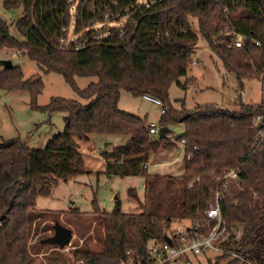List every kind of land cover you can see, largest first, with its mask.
<instances>
[{"label":"trees","instance_id":"obj_1","mask_svg":"<svg viewBox=\"0 0 264 264\" xmlns=\"http://www.w3.org/2000/svg\"><path fill=\"white\" fill-rule=\"evenodd\" d=\"M0 6L13 15L11 19L0 16V50L20 53L44 74L61 75L83 101L52 98L39 107L35 102L43 82L25 80L21 67L13 62L9 69L0 66V91L25 90L34 108L66 115L63 130L56 131L42 149L28 148L20 139L0 143V216H5L0 222V264H31L26 243L34 233L32 225L48 215L34 211L36 198L47 196L58 180L84 173L79 144L89 142L93 134L126 138L119 146L107 143L111 149L100 151L99 157L107 177H141L143 198L134 189L127 191L137 201L139 213H123L118 200L108 212L94 205V217L104 228L97 238L101 248L94 251L84 244L75 252L77 260L152 264L148 249L167 244L165 237L171 241L173 234L166 231L173 221L189 222L206 234L204 213L214 203L217 177L227 168H236L238 179L221 190L223 220L229 230L243 231L241 239L232 242L233 251L245 253L249 264H264V140L256 150L252 147L259 130L253 120L264 113L263 104L238 103L230 109L205 104L190 110L182 101H177L182 103L176 109L168 99L172 84L187 89L199 39L224 73L235 77L240 90L244 81H264V0H164L134 9L130 0H80L74 7L68 0H0ZM91 19L100 29L108 28L110 36L85 49L75 50L73 42L64 50L58 48V39L67 35L62 29L70 31L73 24L74 34L86 31L83 39L89 35ZM226 30L243 36L240 48L222 44ZM75 78L96 81L79 90ZM121 91L159 100V128L181 125V135L151 136L150 123L118 108ZM177 148L184 162L180 175L148 173L151 155ZM51 225L41 229L42 235L52 230ZM206 264L242 263L224 254L207 259Z\"/></svg>","mask_w":264,"mask_h":264},{"label":"rangeland","instance_id":"obj_2","mask_svg":"<svg viewBox=\"0 0 264 264\" xmlns=\"http://www.w3.org/2000/svg\"><path fill=\"white\" fill-rule=\"evenodd\" d=\"M80 0H71V5L78 6ZM82 4L81 6H83ZM91 8V4H90ZM1 10V6H0ZM71 17H74V10H71ZM77 14V13H76ZM13 16V15H12ZM196 22V21H194ZM194 29H195V23ZM223 45H229V40ZM199 49L191 58L189 73L186 78L188 82L185 91L172 84L168 91V99L173 107L179 109L180 103H184L187 109L195 106L212 104L223 108H236L238 103L256 106L263 104L264 107V81L252 80L242 82L243 88H238L235 77L225 74L219 60L207 48L204 40L199 39ZM11 54L5 50H0V60H9ZM11 62L19 65L24 75V79H37L43 82V90L37 96L36 105L43 107L52 98H63L66 100H77L83 103L76 92L57 73L44 74L39 67L25 56L12 57ZM192 62H196L193 64ZM77 89L83 90L90 83L96 81L95 78H75ZM184 82L185 78H181ZM177 101H182L177 103ZM118 108L121 111L135 115L144 119L147 123H158L161 115V108L152 103L144 101L141 97H134L126 91H121ZM63 112L49 113L33 107L30 94L25 90L0 91V143L11 139L25 141L28 148L42 149L54 135L64 128ZM258 118V117H257ZM171 134L175 137L181 135L183 127L181 125L169 126ZM123 136H102L90 135L87 143H80L79 149L84 159V173L77 177L69 178L67 181L58 180L53 185L47 196H38L34 206L36 213L44 212L48 215L42 217V221L35 222L32 230L36 229L40 234L35 233V238L26 243V251L48 255L50 246L39 244L40 239L48 238L53 234V230H46L42 235L41 229L52 224L56 217L59 224L72 231L71 247H76V251L88 244L89 249L100 250L101 244L97 238H101L104 232L98 217H94V205L101 211H111L114 202L118 200L123 213H139L138 203L135 198L130 197L128 190L134 189L140 200L143 198V179L141 177H107L104 173L103 160L99 157L102 150H110L107 143L112 146H119L125 141ZM180 148L167 151H159L154 156L151 155L148 163V173L162 176H178L183 170L184 162L179 155ZM178 158V160H177ZM177 160V161H176ZM38 224V225H37ZM53 225V224H52ZM51 225V226H52ZM189 222L173 221L169 225L167 234H173L179 228H187ZM42 237V238H41ZM33 241V245L30 242ZM36 241V242H35ZM30 246V249H29ZM72 250V249H71ZM62 253H52L48 255V264H75L70 258H76L74 250ZM30 258L31 264H43L37 258ZM46 258V257H44ZM213 253L206 256H189L186 262L177 264H206L207 259H214ZM54 261H53V260Z\"/></svg>","mask_w":264,"mask_h":264},{"label":"built area","instance_id":"obj_3","mask_svg":"<svg viewBox=\"0 0 264 264\" xmlns=\"http://www.w3.org/2000/svg\"><path fill=\"white\" fill-rule=\"evenodd\" d=\"M70 1L71 0H68V3L71 5ZM157 1L164 0H130L131 9H134L135 7L139 8L141 6L148 8L150 5L155 4ZM113 4L117 6L118 2L113 1ZM128 9L125 10L126 14L129 12ZM95 10L96 8L94 3H91V11L95 12ZM0 16L5 19H11L12 17L11 12H4L2 10H0ZM117 16L119 17V15ZM108 17V14H106L104 17L105 20H107ZM93 20L94 19L90 20V23L92 25L88 30L89 35L84 37L83 39L80 38L86 33V31H82L78 35L74 34L73 24L70 27V31L62 29V33H66L67 35L62 36L58 39V48L60 50H64L66 49V46L69 44V42H73L75 43V50L85 49L91 45L99 43L102 38H108L110 36V30L104 27L100 29V26L98 24H94ZM122 36L123 32L120 33V38ZM222 36L226 40L225 43L229 40V45H226L227 47L240 48L243 45V36L234 31L226 30ZM256 45H258V43H256ZM6 53L11 54L10 58L19 57L21 55L18 52L12 51H6ZM192 63L196 64V62ZM141 98L142 100L152 103L156 106H161L160 101L153 98L152 96L143 95ZM253 124L255 126H259V130L257 131L255 139L252 143L253 149L256 150L264 140V113H262V115L258 118L254 119ZM158 132V123H150L149 134L156 137L158 136ZM167 136L170 139L174 138V135H172L171 133ZM179 147L183 152L182 143L179 144ZM190 158L191 156H187V160H189ZM238 175L239 172L236 168H227L221 173V175L217 177L219 185L215 191L214 203L204 213L207 222L204 227H207V233H203L198 226L193 227L189 225L187 228H179L178 230L173 232L171 243L169 245L164 244L151 246L150 249H148V254L152 257V264H177L178 262L184 261L189 256H206L207 253H213L215 257L227 254L230 258L239 260L242 264H249L245 258V253L240 255L233 251L232 242L241 239L243 234L242 229L238 228L237 230H229L225 225L220 208V202L224 198L221 190L223 189L224 191H226L228 189V185L238 179ZM209 224H212V226L210 227ZM35 236L36 235H34V233L32 232L30 239L33 240ZM231 237H233V240H230ZM33 243L34 242L31 241L30 245H33ZM71 249L74 250V252L76 251V247H71L70 241V243L64 248H59L58 246H50L49 254L57 252H68ZM29 251L28 253L31 258H37L38 260L42 261L43 264H48L47 257L49 254L44 255ZM70 258L72 259V262H74L76 259L71 256ZM75 264L86 263L83 260H77ZM128 264L133 263L129 261Z\"/></svg>","mask_w":264,"mask_h":264},{"label":"water","instance_id":"obj_4","mask_svg":"<svg viewBox=\"0 0 264 264\" xmlns=\"http://www.w3.org/2000/svg\"><path fill=\"white\" fill-rule=\"evenodd\" d=\"M0 66L4 67L5 69H9L12 67V63L10 60H0ZM168 127H160L158 132V137L160 139L165 138L166 134L170 133ZM4 215L0 216V222L3 221ZM53 235L42 240L43 244H47L49 246H58L59 248L66 247L71 239L73 238L72 231L67 227L55 222L52 226ZM165 242L170 244L171 241L168 237H165Z\"/></svg>","mask_w":264,"mask_h":264},{"label":"crops","instance_id":"obj_5","mask_svg":"<svg viewBox=\"0 0 264 264\" xmlns=\"http://www.w3.org/2000/svg\"><path fill=\"white\" fill-rule=\"evenodd\" d=\"M179 153H180V152H179ZM178 158H179V157H178ZM178 158H177V159H178ZM176 161H177V160H176Z\"/></svg>","mask_w":264,"mask_h":264}]
</instances>
